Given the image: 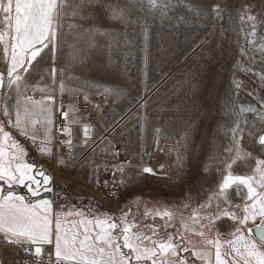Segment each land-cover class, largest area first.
I'll list each match as a JSON object with an SVG mask.
<instances>
[{
    "label": "snow or ice",
    "instance_id": "snow-or-ice-1",
    "mask_svg": "<svg viewBox=\"0 0 264 264\" xmlns=\"http://www.w3.org/2000/svg\"><path fill=\"white\" fill-rule=\"evenodd\" d=\"M177 4L183 5L198 20L201 17L206 20L211 15L214 21H223L225 13L231 20L229 0L211 5L206 0H201V3H192L191 0H147L148 11L159 9L161 20L167 18L168 10ZM145 7L144 0H125L123 5L105 3V0H0V112L8 118L9 126L31 139L41 155L52 156L54 141L57 137H65L59 139L57 163H65V155L59 152V148H64L73 166L77 157L80 158L81 167L92 166L97 183L100 166L88 154H97V148L108 140L107 133L115 132L123 118L117 120L113 117L106 127L100 129L82 115L75 104H68L65 110L63 99L58 100L55 95L57 77L60 97L67 94L70 99L75 98L83 90L84 84L89 82L70 86L79 78L69 74L67 68L57 69L56 61L63 51L67 31L80 27L79 23L70 21L94 18L97 9H102L108 19L127 25L130 17L137 11H144ZM234 10L242 24L250 22L251 32L244 35L255 37L257 29L264 26V0L249 3L239 0ZM180 20L183 21L184 17L181 16ZM191 22L188 21L189 24ZM89 31L104 34L96 26ZM223 31L221 28L222 34ZM142 34L147 51L146 26L142 27ZM261 39L264 40V37ZM248 43L255 45V40ZM69 47L73 49L71 59L82 62L75 46ZM256 51L260 53V60L257 61L255 55L249 59L253 65H261L259 72L254 73L252 67L244 66L239 59L233 66L230 93L222 105L224 115L236 117L226 133L230 137L229 145L224 150L227 155L218 159L213 149L203 166L205 173L215 168L218 181L214 190L203 203L192 209L186 219L179 210L155 212L153 220L159 217L163 223L144 224L146 232L128 219L132 204L127 205L126 211L122 209L119 217L107 213L102 218L99 215L92 219L85 217L77 227L76 222L66 226L61 217L73 214L84 216L82 211L55 212L54 198L30 199L29 196L35 198L41 197L42 193H53V177L43 170V165L26 159L29 153L25 146L5 130V122L0 120V247L22 251L28 259L21 260L20 264H191L190 258L182 256V252L190 253L204 264H212L211 251L190 250L184 246L185 237L178 230L169 231L174 227V217L179 215L185 231H194L204 237V228L215 229V237L205 240L207 245L215 248V264H229L226 256H231V264H264V158L254 156L253 151L242 146V141L247 137L249 146L252 149L258 146L261 155H264V97H260L256 89L247 91L244 81L235 75L237 71L254 73L261 87H264V43ZM239 55L248 57L249 49L241 46ZM48 61H51V66L45 69L43 66ZM33 72H39L41 80L46 72L51 83L36 89L30 80ZM30 91H40L46 95L34 99L33 95L28 94ZM103 91L120 95L119 89L105 87ZM242 92L256 98L260 108L252 104L237 106L234 98ZM84 99L89 100L87 93ZM96 110L99 111L98 105ZM57 113L62 117L61 121H57ZM247 113H251L253 118L248 119ZM156 132L159 134V129ZM110 149H114V145L108 140L102 151L109 152ZM110 154L118 159L120 151L112 150ZM177 162V167L183 168V157L179 154ZM108 168V165H104L105 171ZM111 169V183L120 188L142 174L156 175L151 167L137 169L135 165L125 162L115 163ZM129 169L134 170V174H130ZM117 173L120 174L118 180ZM104 183L108 184L109 181ZM20 188H26L29 195L19 194ZM139 199L135 198L133 203L139 202ZM237 199L241 202L236 203ZM182 207L188 208L189 204L184 203ZM149 215L152 214L145 211L144 216L147 218ZM257 218L259 223L255 225V232L259 236L258 243L244 234V226L250 220L255 223ZM218 223L226 225L232 239L221 241L223 233ZM247 231L251 235L253 229ZM224 244L230 246V252L222 251ZM0 264L6 262L0 259Z\"/></svg>",
    "mask_w": 264,
    "mask_h": 264
},
{
    "label": "rangeland",
    "instance_id": "rangeland-1",
    "mask_svg": "<svg viewBox=\"0 0 264 264\" xmlns=\"http://www.w3.org/2000/svg\"><path fill=\"white\" fill-rule=\"evenodd\" d=\"M191 2L201 3V0H191ZM217 2L222 0H206L208 5ZM244 2L249 3L253 0H244ZM144 3L146 5L144 11L134 13L133 19H136V24L121 27L118 31V34L133 37V42L128 43L129 46L133 50L142 52L138 62L133 65L135 74L131 79L135 82L132 89L127 90L128 106L118 108L119 120L121 117L122 121L127 120L122 131L124 144L131 147L139 145L144 149L147 153L146 163H150L155 154L160 160H168L169 172L166 176L142 174L122 188L120 201L116 203L102 201L94 192L97 177L93 175L92 169L88 167L85 171L77 172L79 168L73 169L65 161L58 166L56 174L51 172L40 161L43 159L49 161L48 156L41 158L33 151L36 149L24 144L22 139L12 134L5 124V130L25 146L29 153L26 159L43 165V170L53 177L51 185L53 193H42L41 197L29 196V198L34 200L42 197L54 198L57 203L59 199L63 201L62 209L57 211L53 204L55 212L84 213V216L75 214L62 216L66 226L76 222L79 227V221L85 217L92 219L99 215L102 218L105 213L119 217L122 215L121 210L126 211L129 204H132V211L129 212L128 219L140 225V230L145 232L147 229L143 227L144 224L163 223L159 217L153 220L157 211L179 210L186 219L192 209L207 199L218 181L215 168L208 173L203 171V166L208 162L213 149L218 159H223L227 155L224 150L229 145L230 137L226 133L236 117L224 115L222 105L230 93L234 64L239 59L244 66L252 67L254 73L261 69V65L259 63L253 65L249 57L255 55L257 61L260 60V53L256 49L264 43L261 39L264 37V26L257 29L255 37L244 35L251 32V26L250 22L242 24L234 10L239 0H229V6L232 8L231 20L228 19V13H225L223 21H214L211 15L206 20L203 17L198 20L180 4L169 9L168 17L161 20L159 9L149 12L147 0H144ZM181 16L184 17L183 21L180 20ZM189 20L192 21L190 24ZM144 26L148 28L147 51L142 34ZM221 28L224 29L223 34ZM135 39L137 42L134 41ZM250 40H255V45L249 44ZM241 46L249 49L248 57L239 55ZM4 70L6 73V66ZM254 73L245 74L237 71L235 75L244 81L247 91L256 89L258 95L264 97V87H261L259 78ZM234 100L237 106L252 104L260 108L257 99L247 95L246 92H242ZM245 115L248 119L253 118L251 113ZM0 120H3L2 112H0ZM157 129L159 134L156 132ZM127 136L130 137L128 140H126ZM242 146L253 151L254 156L264 158L258 146L255 149L249 146L247 137L242 141ZM178 154L183 157V168L177 167ZM100 163L96 164L100 166L98 180L103 176L113 179L110 174L112 169L105 171ZM252 163L254 165V161ZM127 171L134 174L132 169ZM119 176L120 174L117 173L116 178L119 179ZM18 191L21 195H29L26 188H20ZM137 197L140 198L139 202L133 203ZM81 198H90L93 203L78 201ZM235 202L241 201L237 199ZM184 203H188L189 207L183 208ZM145 211L152 215L146 218ZM226 223L231 222L226 221ZM258 223L259 218L255 223L250 220L244 226L246 237L254 239L247 229ZM173 225L174 227L169 231L178 230L185 237L184 246L190 250L211 251L212 264H215V248L205 243L206 239L215 237V229L204 228V237L194 231H185L181 226L179 215L174 217ZM218 227L223 233L220 237L222 242L232 239L224 223H218ZM222 251L230 252V246L224 244ZM181 255L189 257L191 264H204V261L197 260L190 253L182 252ZM232 255L234 256V253ZM225 258L231 264V256Z\"/></svg>",
    "mask_w": 264,
    "mask_h": 264
},
{
    "label": "crops",
    "instance_id": "crops-1",
    "mask_svg": "<svg viewBox=\"0 0 264 264\" xmlns=\"http://www.w3.org/2000/svg\"><path fill=\"white\" fill-rule=\"evenodd\" d=\"M105 3L123 5L125 3V0H105ZM133 17H135V15L130 17L129 23L125 25L123 23H120L119 21L108 19L107 15L103 12L102 9H97V15L94 18L85 19L82 21H70L79 23L80 27L75 30L67 31V34L65 36L66 42L63 45V51L58 54V59L55 65L57 69L67 68L69 74L79 78V80H74L70 86H79L83 84L84 81L89 82V84H91L92 86L90 87L89 84H84L83 90L80 91L79 94L76 95L73 99H70L67 94H64L63 97H60L58 91L59 77H57V92L55 93V95L57 96L58 100L63 99L66 108L70 103H73L77 106L76 101L79 98L84 99L85 93L88 94V101L90 102H95L101 95L105 96L114 109L107 116L98 120L99 122H92L97 128L100 129L106 127L113 117L119 120L120 116L118 108L128 106L126 99V96L128 94L127 90H131L133 82H135L131 79V76L135 74L133 65L138 62L140 53L142 52H140L139 50H133L132 47L129 46L128 43L133 42V37L118 34V31L121 27L135 25L136 19H133ZM92 26L98 27L101 31L104 32V34L101 35L99 33H91L89 29ZM134 41L137 42L136 39ZM70 45L75 46V49L78 51V57L82 58V62L80 60L74 61L71 59L70 54L73 52V49L69 47ZM50 66L51 61H48L47 64H45L43 67L47 69ZM40 75L41 74L39 72H33L30 77L31 82L36 89L45 87L51 83V80L47 76L46 72L43 80L40 79ZM105 87L119 89L120 95L104 93L103 90ZM28 94L33 95L34 99H40L42 95H46V93H41L40 91H30ZM2 117L8 130L15 136L22 139L24 136L21 135L17 129L7 124L8 118L3 115ZM126 124L127 120H123L121 121L120 125L116 127L115 132L107 133L108 140H111L112 145H114V149H110L109 152L102 151V149L108 144V140H105L104 143L97 148V154H88V156H91V158L94 160L95 164H99L101 162L100 164L102 165V160L104 157H113L110 154L111 151L118 150L126 157H131L133 165H135L137 169L139 167L148 166L149 162H145V155L147 153L144 149L139 147V145L131 147L128 144H124L122 139V131ZM53 133L54 135H56L55 129L53 130ZM128 137L129 136H127L126 140L130 138ZM56 140L54 141V144ZM33 151L36 152L41 158L45 156L41 155L39 152H37V150ZM48 158L49 161H46L45 159H43V161H40L46 167H48L51 172H57L59 168L58 166L60 164L57 163V154L54 153V149L53 155L50 157L48 156ZM65 161H67L73 169L79 168L78 170H76L77 172L79 170L85 171L88 169V167L89 169H92V166L81 167L79 157H77L75 166H73L72 162L67 159V155H65Z\"/></svg>",
    "mask_w": 264,
    "mask_h": 264
},
{
    "label": "built area",
    "instance_id": "built-area-1",
    "mask_svg": "<svg viewBox=\"0 0 264 264\" xmlns=\"http://www.w3.org/2000/svg\"><path fill=\"white\" fill-rule=\"evenodd\" d=\"M78 108L82 115L88 117L91 122H95L107 116L110 112L113 111V106L109 103L108 99L101 95L95 102L85 101L83 98H79L76 101ZM99 106V111L96 110V106ZM67 108L65 107V110ZM62 117L60 114H57V121H61ZM65 137H58L54 144V153L57 154V147L59 145V139H63ZM22 141L24 144L28 145L32 149H36V146L33 144L31 139L27 137H23ZM59 152L66 155V150L64 148H59ZM119 162L130 163L133 165V161L131 157H126L123 153L120 152V156L118 159H114L111 156H106L102 160L101 168L104 169V165H108L111 169V165ZM147 167H151L155 170L157 177H164L169 172V164L168 160L161 159L155 154L148 164ZM118 180V179H117ZM104 181H109L108 184H105ZM111 177H101L99 179V183L95 182L94 192L97 194V198L99 200H111V203H116L121 200L122 196V188H120L117 184L111 183ZM55 208L57 211L62 209V205L54 202ZM0 259H3L6 264H20L21 260L28 259L27 256L23 254L22 251L18 252L13 247H0Z\"/></svg>",
    "mask_w": 264,
    "mask_h": 264
},
{
    "label": "water",
    "instance_id": "water-1",
    "mask_svg": "<svg viewBox=\"0 0 264 264\" xmlns=\"http://www.w3.org/2000/svg\"><path fill=\"white\" fill-rule=\"evenodd\" d=\"M256 225V224H255ZM255 225L254 226H252V229H253V232L251 233L252 234V236L254 237V239L257 241V242H259V236L256 234V232H255Z\"/></svg>",
    "mask_w": 264,
    "mask_h": 264
},
{
    "label": "trees",
    "instance_id": "trees-1",
    "mask_svg": "<svg viewBox=\"0 0 264 264\" xmlns=\"http://www.w3.org/2000/svg\"><path fill=\"white\" fill-rule=\"evenodd\" d=\"M72 200H75V199H72ZM57 201H58L60 204H62V202H63V201H60L59 199H57ZM75 201H76V200H75ZM78 201H81V202L88 201V202L93 203L92 200H91L90 198H89V199H87V198H81V199H79Z\"/></svg>",
    "mask_w": 264,
    "mask_h": 264
},
{
    "label": "bare ground",
    "instance_id": "bare-ground-1",
    "mask_svg": "<svg viewBox=\"0 0 264 264\" xmlns=\"http://www.w3.org/2000/svg\"><path fill=\"white\" fill-rule=\"evenodd\" d=\"M104 201L111 203V200H104Z\"/></svg>",
    "mask_w": 264,
    "mask_h": 264
}]
</instances>
